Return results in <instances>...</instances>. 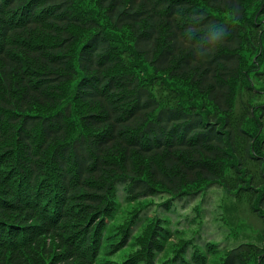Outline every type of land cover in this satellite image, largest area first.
Here are the masks:
<instances>
[{"label":"trees","instance_id":"trees-1","mask_svg":"<svg viewBox=\"0 0 264 264\" xmlns=\"http://www.w3.org/2000/svg\"><path fill=\"white\" fill-rule=\"evenodd\" d=\"M96 7L0 0V264H99L122 239L104 236L118 208L117 183L128 201L182 198L197 195L188 188L201 181H224L226 158L240 165L239 177L247 155L264 164L250 149L254 132L231 119L247 46L262 49L264 64V21L250 19L247 0H97ZM172 79L204 97L201 110ZM245 89L256 99L264 92L252 83ZM253 107L243 103L242 112ZM254 178L240 189L264 222L262 166ZM14 189L20 198L9 194ZM154 219L150 250L117 264H172L156 259L172 234ZM256 251V243L229 247L224 264H251Z\"/></svg>","mask_w":264,"mask_h":264},{"label":"rangeland","instance_id":"rangeland-1","mask_svg":"<svg viewBox=\"0 0 264 264\" xmlns=\"http://www.w3.org/2000/svg\"><path fill=\"white\" fill-rule=\"evenodd\" d=\"M81 1L89 9L94 11L97 10V0ZM262 5L263 0H247L248 15L251 20L264 21V10L260 13ZM221 16L230 19L229 13L221 14ZM262 23L264 26V22ZM112 32L113 31H111V35ZM253 32L255 33L256 30H253ZM115 35L116 41L125 46H129L128 43L130 38H128L126 34L115 33ZM259 53L262 54V49L257 52L256 48L250 47V45L247 46V52H245L246 67L243 68V72L235 82V109L231 114V119L234 124H239L243 121L244 126L254 132V141L250 148L252 149V153L264 154V109L263 112H261L258 108V105L264 103V92L256 99L254 92L248 93L245 89L248 83H252L254 87L263 89L264 91V75H258L257 72L258 68L260 70L264 69V64H261L263 61L262 55L258 56ZM256 61H259V63ZM145 65L151 72L153 71L151 67L147 64ZM172 80L177 82L182 88L183 95L195 101L197 108L201 110L204 97L187 93L186 86L181 80ZM189 87L192 88V86ZM249 102L256 106L253 107L252 113H249L248 109L242 112V104ZM41 111L44 110L41 109ZM211 113L216 115L213 108ZM219 119L222 120L223 123L226 117L219 116ZM37 140L39 141L40 139L38 138ZM245 148L247 149V143L241 140L240 150L241 152L245 151L244 153L246 154ZM226 163L228 165L226 167L227 177H225L224 181L211 183L201 181L192 186V188H188L199 190L197 195L193 198H185L187 199L185 203L184 201L173 200L168 207L161 206V203L169 198V195L164 193L143 196L131 201H121L120 189L123 188V185H118V208L116 213L111 217L110 223L106 224L105 229L110 230L109 234L112 235L115 240L118 239L120 234H122V239L119 241V246H115L113 250H111L114 251V254L111 256L107 255L100 260L99 264H117L138 251H144L146 248L150 250V243H152L153 234H155V219L153 221H148L146 217L138 224H135L133 219L134 214L142 206H145L144 208L149 207L152 210L150 216L158 215V218H161V225L172 234L171 238L165 241L164 251L160 253L157 251L155 253L158 261L173 259L176 256H182L184 258L183 245L185 240L188 238L193 239L199 234L198 231L200 230V235L195 240L197 245L203 246L204 240L213 239L221 242L222 245L218 246L220 249L224 247L227 248L224 250L215 248L212 252L209 250L208 257L202 264H224L227 259L229 247L238 246L243 243H256L259 246V252L256 251L253 254V260H248L246 263L264 264V255L262 256V254H259L264 252V222L252 208L254 200L252 194L246 193L244 192L245 190L240 189L242 185L251 182L252 175H255L253 182L258 183L260 167L262 166L264 169V164L262 165L259 161L250 159L247 155L244 162V170L248 175L246 174L245 177L241 176L244 177L241 178L234 172L235 168L233 167L240 165L237 162L234 163L231 158H226ZM254 171H257V173H254ZM243 179H247L245 180L246 182H244ZM236 192L237 194H235ZM143 209L140 210L141 213ZM219 222H225L234 228V237L230 244H225L222 241L224 231L219 227H222L223 223L220 224ZM118 229L121 230L117 234H114ZM47 241L52 244L56 242L54 237H48ZM190 250H192L191 247ZM39 251H41V249ZM190 256L189 254L188 257L190 258Z\"/></svg>","mask_w":264,"mask_h":264}]
</instances>
